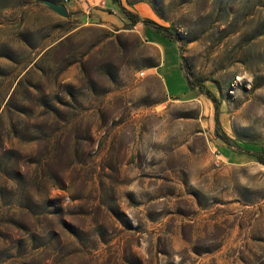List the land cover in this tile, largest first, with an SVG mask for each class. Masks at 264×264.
Here are the masks:
<instances>
[{
    "label": "rangeland",
    "instance_id": "1",
    "mask_svg": "<svg viewBox=\"0 0 264 264\" xmlns=\"http://www.w3.org/2000/svg\"><path fill=\"white\" fill-rule=\"evenodd\" d=\"M0 0V264H264V0Z\"/></svg>",
    "mask_w": 264,
    "mask_h": 264
},
{
    "label": "trees",
    "instance_id": "2",
    "mask_svg": "<svg viewBox=\"0 0 264 264\" xmlns=\"http://www.w3.org/2000/svg\"><path fill=\"white\" fill-rule=\"evenodd\" d=\"M113 6H115L119 13L126 19L128 26L133 27L138 23H141L144 27L152 29L158 36L169 42H178L179 37L176 33L172 32L170 28L159 26L149 19L140 20L138 15L123 6L121 0H111ZM180 68L185 72V80L189 89L198 91L210 100L214 107V122H215V134L227 148L235 147L238 154H247L252 156L258 163L264 166V154L263 152H246L243 151L232 139H230L224 132H222L219 123V102L215 95L206 89L203 85L197 83L191 76L188 67L184 63H180Z\"/></svg>",
    "mask_w": 264,
    "mask_h": 264
},
{
    "label": "water",
    "instance_id": "3",
    "mask_svg": "<svg viewBox=\"0 0 264 264\" xmlns=\"http://www.w3.org/2000/svg\"><path fill=\"white\" fill-rule=\"evenodd\" d=\"M41 4L45 5L49 10L57 14L62 18H68L69 13L64 5L56 4L50 1L42 0L40 1Z\"/></svg>",
    "mask_w": 264,
    "mask_h": 264
}]
</instances>
